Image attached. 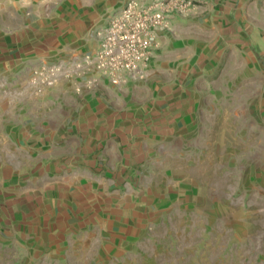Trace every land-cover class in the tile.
Here are the masks:
<instances>
[{
	"label": "crops",
	"instance_id": "crops-1",
	"mask_svg": "<svg viewBox=\"0 0 264 264\" xmlns=\"http://www.w3.org/2000/svg\"><path fill=\"white\" fill-rule=\"evenodd\" d=\"M130 1L0 0V264H264V160L207 163L198 77L208 45L264 59V0L172 16L142 81L29 85L95 53Z\"/></svg>",
	"mask_w": 264,
	"mask_h": 264
},
{
	"label": "rangeland",
	"instance_id": "rangeland-1",
	"mask_svg": "<svg viewBox=\"0 0 264 264\" xmlns=\"http://www.w3.org/2000/svg\"><path fill=\"white\" fill-rule=\"evenodd\" d=\"M207 58L198 59L199 81L205 83L208 90L206 99L212 103L208 106L209 122L207 123V163L217 161L224 165L234 164L236 159L247 164V148L252 145L256 152L255 163H262L264 153V59L261 56H247L235 52L232 48L223 53L219 44L208 45ZM240 48V47H239ZM234 49V47H233ZM206 50V48H204ZM204 51L200 53L201 55ZM261 57V58H260ZM214 88V90H211ZM212 149V150H211ZM236 149L239 153L236 154ZM235 151V152H234ZM242 153V154H241ZM198 220L192 221V226ZM193 258L199 259V235L189 236ZM207 236V242H211ZM175 258L180 259L182 237L178 238ZM204 255V254H203ZM177 262V261H176Z\"/></svg>",
	"mask_w": 264,
	"mask_h": 264
},
{
	"label": "built area",
	"instance_id": "built-area-1",
	"mask_svg": "<svg viewBox=\"0 0 264 264\" xmlns=\"http://www.w3.org/2000/svg\"><path fill=\"white\" fill-rule=\"evenodd\" d=\"M197 4L198 0H131L101 34V45L95 53L40 65L32 71L28 83L42 94L62 81L77 79H85L88 87L100 78L115 85L142 81L158 34L170 30L172 16L190 15Z\"/></svg>",
	"mask_w": 264,
	"mask_h": 264
}]
</instances>
